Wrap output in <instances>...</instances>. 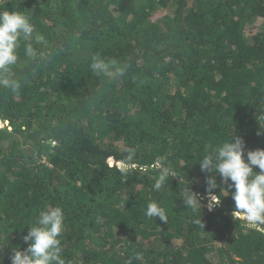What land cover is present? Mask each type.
Masks as SVG:
<instances>
[{
  "label": "trees",
  "instance_id": "1",
  "mask_svg": "<svg viewBox=\"0 0 264 264\" xmlns=\"http://www.w3.org/2000/svg\"><path fill=\"white\" fill-rule=\"evenodd\" d=\"M5 10L30 18L48 56L28 58L22 41V87L0 88L3 264L49 206L64 211L66 264H264V233L232 216L231 182L217 173L219 204L205 205L212 174L199 162L233 132L245 159L264 148V0H0ZM93 56L127 70L97 75ZM160 162L179 176L157 191ZM180 176L201 209L185 205ZM149 202L166 222L145 215Z\"/></svg>",
  "mask_w": 264,
  "mask_h": 264
},
{
  "label": "clouds",
  "instance_id": "2",
  "mask_svg": "<svg viewBox=\"0 0 264 264\" xmlns=\"http://www.w3.org/2000/svg\"><path fill=\"white\" fill-rule=\"evenodd\" d=\"M35 27L30 18L17 11H0V88L10 90L18 94L22 85L19 79L14 76L13 69L18 65V49L21 42L25 43L24 53L30 59L46 60L48 52L37 50L36 45H44L45 37L34 34ZM91 69L97 75L109 78L123 76L127 65H121L116 59L105 60L99 56L92 57ZM264 132V110L257 117ZM261 134L258 132V135ZM131 159V156L128 157ZM201 170L210 172L212 175L207 178L208 192L210 196L209 210L219 204V197L212 194L216 188L218 173L224 182H231L228 188H234L231 196L234 201L232 216L237 220L246 221L251 230L264 233V148L247 151V159L244 156V141L241 137L235 136L234 132L227 142L211 147V151L202 161H199ZM258 168L259 171H254ZM158 175L153 185L154 190L159 191L171 173L170 169L157 163ZM128 169L122 168L125 173ZM188 181L180 176V184L184 185L181 195L187 207L193 210L201 209V201L196 193L188 187ZM227 190V188H225ZM225 195H228V190ZM149 218L159 217L166 222L165 210L155 202H149L145 211ZM64 211L59 206H49L39 212L35 224H29V231L24 235L23 240L28 244L23 251L13 249L11 256L12 264H66L62 257L60 236L64 228ZM135 259H140L136 254ZM0 264L3 259L0 258ZM132 264V259L126 261Z\"/></svg>",
  "mask_w": 264,
  "mask_h": 264
},
{
  "label": "rangeland",
  "instance_id": "3",
  "mask_svg": "<svg viewBox=\"0 0 264 264\" xmlns=\"http://www.w3.org/2000/svg\"><path fill=\"white\" fill-rule=\"evenodd\" d=\"M209 204H210V202H209V201H207L205 205H206L207 207H209Z\"/></svg>",
  "mask_w": 264,
  "mask_h": 264
}]
</instances>
